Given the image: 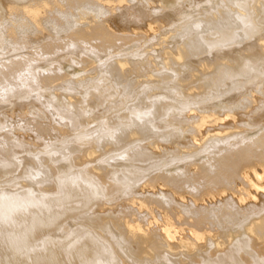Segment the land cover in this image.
<instances>
[{
  "label": "bare ground",
  "instance_id": "obj_1",
  "mask_svg": "<svg viewBox=\"0 0 264 264\" xmlns=\"http://www.w3.org/2000/svg\"><path fill=\"white\" fill-rule=\"evenodd\" d=\"M0 264H264V0H0Z\"/></svg>",
  "mask_w": 264,
  "mask_h": 264
}]
</instances>
